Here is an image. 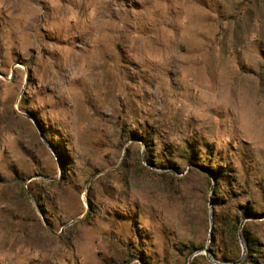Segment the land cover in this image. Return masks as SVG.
<instances>
[{
	"label": "rangeland",
	"instance_id": "374dc122",
	"mask_svg": "<svg viewBox=\"0 0 264 264\" xmlns=\"http://www.w3.org/2000/svg\"><path fill=\"white\" fill-rule=\"evenodd\" d=\"M0 264H264V0H0Z\"/></svg>",
	"mask_w": 264,
	"mask_h": 264
},
{
	"label": "trees",
	"instance_id": "16d2710c",
	"mask_svg": "<svg viewBox=\"0 0 264 264\" xmlns=\"http://www.w3.org/2000/svg\"><path fill=\"white\" fill-rule=\"evenodd\" d=\"M149 142H150L149 140H146V144H147L148 147H149ZM245 214L247 216L249 215L248 212L245 213ZM234 231H235V235L238 234L239 228L238 227H235ZM242 235L245 238V241H246L247 246L250 247V248L253 247L254 246L253 240L249 237V232L246 230V228L243 229ZM210 247H212V246H210Z\"/></svg>",
	"mask_w": 264,
	"mask_h": 264
},
{
	"label": "water",
	"instance_id": "95a60500",
	"mask_svg": "<svg viewBox=\"0 0 264 264\" xmlns=\"http://www.w3.org/2000/svg\"><path fill=\"white\" fill-rule=\"evenodd\" d=\"M207 251H210V249H207Z\"/></svg>",
	"mask_w": 264,
	"mask_h": 264
}]
</instances>
